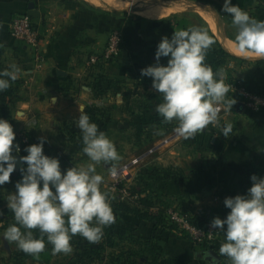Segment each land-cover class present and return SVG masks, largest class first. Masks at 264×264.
<instances>
[{"label": "crops", "instance_id": "crops-1", "mask_svg": "<svg viewBox=\"0 0 264 264\" xmlns=\"http://www.w3.org/2000/svg\"><path fill=\"white\" fill-rule=\"evenodd\" d=\"M232 4L264 20V0H232ZM222 5L223 0H0V70L12 64L22 70L10 88L0 93V118L9 121L16 137L29 133L36 139L45 137L47 143L49 135L57 137L66 122L75 123L79 105L84 111L93 105L109 107L115 100L128 105L127 96L132 93L136 101L146 103L149 124L156 125V131L162 118L155 108L162 97L152 90L151 78L141 76V69L156 62L162 37L171 38L175 31L193 26L206 30L215 40L207 64L219 46L243 62L246 81L254 80L264 90V75L255 67L264 58H245L236 50L237 29L231 15L221 10ZM30 11L35 12L32 19L40 34L37 52L10 35L13 18ZM113 31L122 35L121 51L114 63L101 65L97 72L118 82L120 90L95 97L90 88L94 71L88 70L86 62L91 55L103 53ZM167 59L160 62L166 65ZM232 88L229 93L234 92ZM226 123L233 125L227 138L222 135ZM163 124L168 126L164 133L159 130L152 137L163 140L148 153L153 184L146 189L160 194L181 212L189 205V213L201 219L225 218L230 209L224 206V199L241 195L245 172L258 163L264 149V113L247 112L236 100L231 112L221 111L217 126L209 125L208 130L187 140L176 133L177 122ZM186 141L200 145L198 168L190 171L178 147ZM198 169L201 171L194 175ZM156 170H169L176 178L160 180ZM148 225L151 233L160 237L159 247L169 258L186 259L194 253L188 240ZM218 239L217 252L223 233L219 232Z\"/></svg>", "mask_w": 264, "mask_h": 264}, {"label": "clouds", "instance_id": "clouds-1", "mask_svg": "<svg viewBox=\"0 0 264 264\" xmlns=\"http://www.w3.org/2000/svg\"><path fill=\"white\" fill-rule=\"evenodd\" d=\"M221 10L231 15L237 29L236 50L245 58H264V20L250 16L232 0H223ZM214 43L202 28L175 31L171 38L162 37L155 52L156 62L141 69V76L150 77L152 90L162 97L155 108L162 123L177 122L175 131L185 140L205 132L209 125L217 126L221 111L231 112L236 102L227 98L232 86L224 82L223 72L214 71L205 62ZM161 58H168L166 65ZM21 71L15 64L0 70V93L10 88ZM79 111L74 122L82 134L87 164L62 170L59 158L44 154L45 137L27 146V155L19 156L26 167L20 168L22 178L7 200L15 223L7 227L3 239L36 258L45 251L46 243L52 245L53 255L72 253L71 241L77 235L97 244L104 228L116 222L111 204L114 197L103 190L105 178L97 172V166L111 164L109 172L115 177L118 169L113 162L121 157L115 143L91 122L83 105H79ZM232 132L231 123L222 127L225 138ZM15 139L13 126L0 118V186L10 182L17 168L13 152L19 153L20 147L14 144ZM250 180L252 186L246 194L224 199V206L230 209L226 217L211 221V228L223 233L224 241L218 255L205 254L209 264H220L219 257H226L230 264H264V177L253 174Z\"/></svg>", "mask_w": 264, "mask_h": 264}, {"label": "rangeland", "instance_id": "rangeland-1", "mask_svg": "<svg viewBox=\"0 0 264 264\" xmlns=\"http://www.w3.org/2000/svg\"><path fill=\"white\" fill-rule=\"evenodd\" d=\"M230 63L232 64V68L228 67ZM243 65V63L231 61L227 66H224L221 71L224 74L225 81L228 79L236 82L240 81L243 84L246 83L247 75L244 73V69L246 68H244L245 66ZM132 95L134 94L131 93L127 96V102L130 100L128 105H123L121 102H118L117 104V100H115L113 103L116 104L111 105V103H108V105L110 104L109 107H97L95 105L91 107V109H94V111H91V122L96 123L100 131H103L108 138L115 143L117 151L121 157L118 162H113L118 169V173L125 167H128L129 172L126 180L116 179V177L111 176L109 172L111 164L97 166V172L105 178L103 190L108 191L110 195L114 197V199L111 200V204L116 217V222L114 224L104 228L102 240L97 244H90L88 241L83 239L84 243L79 248H76V246L72 244L73 251L70 254L53 255L52 245H48L47 249L42 252L38 258L25 254L18 249L15 243L4 240V231L10 224L15 223L12 212L7 208V200L8 197L16 191V182L22 178L20 171H14L10 177V182L0 186V211H3L4 213L3 216H0V264H119L117 262L125 260L122 254L125 256V253L130 250H134L139 253L143 249L142 245H134V243L128 239L129 236H133L135 238H153L154 240L153 250L141 253V257H137V262L135 264H148V261L146 260L150 259L155 252H158L162 257L169 258L162 253L161 248L159 247L160 237L151 233L148 225L149 223L147 224L146 222H140L135 218L128 217L118 212L115 207L118 200L120 201L123 199V196H126V194H123L122 196L123 191L120 192L117 190L118 184L122 183L128 188L135 187L137 183H140V181L144 183L145 187H149L153 184L151 165L152 156L148 155V153L152 150L155 143L163 140V138H161L162 140L152 139L155 133L152 126L149 124L148 119L150 116L145 114L144 106L146 103L143 101H136ZM227 98L231 99L230 96H227ZM245 110L250 112L247 109ZM158 126V131L161 130V132L164 133V125L160 124ZM58 134L59 135L54 138L52 134L49 135L48 142H45L44 144V154L49 157L59 158L62 170L73 166L87 164L88 158L82 151V134L75 126V123L70 121L66 122ZM37 142L39 143V139ZM178 147H181V152L184 155L183 164L186 169L189 171L192 169L194 170V168L197 169L199 164L198 151L200 145H197L196 142H187L184 146L179 145ZM15 155H17V157L20 156L19 153H15ZM135 160H139V163L133 164ZM24 167H26V165H24ZM173 206H175V204H173ZM187 206V210L185 211L186 213L177 210L176 207H173L175 209L170 210L180 213L188 220V216H193V213H189L188 208H190V206ZM195 206L196 205L194 204L192 209L195 208ZM212 220L213 219L209 218L203 219L200 222L206 223L203 226L205 227L208 224H211ZM107 228L108 231H106ZM216 231L215 238L213 240L202 238L199 243L194 236L185 234L178 228L173 234L188 240L190 244L195 247L193 251L194 253H191L186 259H178L180 261L182 260L181 264H209V260L205 258L204 253L207 251L206 248L209 247H213L214 252L218 253L217 246L219 232ZM37 232L38 231L34 230V233ZM112 234L124 236L126 237V240L119 241L118 237H112ZM107 236L108 238H113L112 240H114L119 246L116 245L113 249L109 248L107 243L109 240L107 239ZM84 247L95 249L105 247L106 249L100 254L99 258L93 260L92 262L79 263L77 254H79ZM221 258L222 261L220 264H225L224 260L226 257ZM117 259L120 261H117Z\"/></svg>", "mask_w": 264, "mask_h": 264}, {"label": "trees", "instance_id": "trees-1", "mask_svg": "<svg viewBox=\"0 0 264 264\" xmlns=\"http://www.w3.org/2000/svg\"><path fill=\"white\" fill-rule=\"evenodd\" d=\"M214 55L213 61L210 63V66L213 68L214 71L217 70H222L224 66H227L229 62H240L243 63L242 61H239L230 55H228L222 48L218 46L216 50L212 52ZM101 65H97L95 67L94 72H92L91 77L92 80L90 82V88L94 94L95 97H103L107 95L109 91H119V83L114 81V80H109L108 78L104 77L103 75L100 74V72H97L98 69L100 68ZM255 67L258 73H262L264 75V61H259L255 63ZM93 71V70H92ZM227 85H230L234 88H243L245 91L252 95L256 96H264V90L262 86L251 79H248L246 83H241L228 80L226 81ZM227 96H230L233 98L235 101L238 100L239 95L236 92H231L228 93ZM239 102V101H238ZM240 103V102H239ZM140 109V108H139ZM145 109V108H144ZM91 111H94V109L88 108L85 113L91 117ZM264 113V112H263ZM145 114L149 115V111L145 109ZM143 115V114H142ZM164 125L162 122L160 123ZM154 130V133H156L154 124H150ZM168 126L164 125V128ZM167 129V128H166ZM169 129V128H168ZM28 140V143H24V139ZM38 139L33 137L31 134H24L22 136L16 137L14 144H18L20 147V152L19 155H27V152L24 151V149L32 144H36ZM225 142V140H222V143ZM15 151L13 154L15 155ZM201 171L200 169L194 171V175L199 173ZM157 175L160 180H165V181H170L174 180L176 178V174L172 173L169 170L166 171H159L156 170ZM255 174L260 177H264V149L262 151V154L260 158L258 159L257 164H253L248 170L245 172V186L242 188L241 195L246 194L248 188L252 186L250 177ZM142 180V179H141ZM117 190L122 192L123 194L126 193V196H123L122 200H118L117 204L115 205L116 210L128 217L135 218L139 220L140 222H146L150 223L153 225L155 229H158L163 232H168L170 234H173L176 232L178 229L175 224H172V222L168 219L167 216V211L169 209H175L173 208V204L165 201L160 194H157L154 191L147 190L146 187L144 186V183L140 181V183L135 186V187H125L122 183L118 184ZM186 213V212H184ZM188 220L190 223H192L195 226L202 227L204 226V222H200L203 219H201L198 216L195 215H190L188 216ZM208 223V222H207ZM108 231V228L106 229ZM35 236L38 238L39 233H34ZM118 237L119 241L126 240V237L124 236H117L116 234H112V237ZM109 240L108 246L109 248L113 249L117 246H119L113 238H108ZM128 239L131 240L134 245L136 246L142 245V251L141 252H136L134 250H130L125 253V256L122 254V256L125 258L122 262H117L119 264H135L137 262V257H141V253H146L147 251H152L153 250V245H154V240L153 238H145V237H139L135 238L133 236H129ZM84 243L83 238L80 237L79 235L74 236L71 244L75 245L76 248H79L82 246ZM48 245L46 243V248L47 249ZM205 247V246H204ZM105 247H99V248H90V247H84L79 254H77L78 261L79 263L81 262H92L93 260L97 259L100 257V254L105 250ZM206 253H210L214 251V248L209 247L206 248ZM33 257V256H32ZM148 257V256H146ZM35 258V257H34ZM221 258V257H220ZM117 261H120L117 259ZM148 261V264H181L182 260L174 259V258H165L162 257L158 252H155L154 255L146 260ZM222 261V258L220 259V263ZM225 264H230V261L225 258L224 260Z\"/></svg>", "mask_w": 264, "mask_h": 264}, {"label": "built area", "instance_id": "built-area-1", "mask_svg": "<svg viewBox=\"0 0 264 264\" xmlns=\"http://www.w3.org/2000/svg\"><path fill=\"white\" fill-rule=\"evenodd\" d=\"M10 35L17 41L24 43L26 46L33 49L35 52L40 48V34L39 30L34 26L33 19L27 14L17 15L10 23ZM122 47V35L119 31H113L106 43L102 54L91 55L87 62L86 67L88 70H95L97 65H104L114 63L118 57ZM234 92L238 93V101L240 104L250 112L263 113L264 112V96H256L248 93L243 88H232ZM24 143H28L26 138ZM135 160L133 164H137ZM129 175L128 167H125L121 172L117 174L116 179H127ZM126 194V193H125ZM168 219L175 224L181 232L194 236L200 243L202 238L213 240L215 238L216 229L211 228V224L205 227H198L190 223L180 213L168 210ZM209 232H212L211 234Z\"/></svg>", "mask_w": 264, "mask_h": 264}, {"label": "water", "instance_id": "water-1", "mask_svg": "<svg viewBox=\"0 0 264 264\" xmlns=\"http://www.w3.org/2000/svg\"><path fill=\"white\" fill-rule=\"evenodd\" d=\"M27 15L28 16H30L31 18H34V16H35V12H33V11H30V12H28L27 13ZM21 167H24V164H22L20 161H19V156L17 157V168H16V172H19L20 171V168ZM210 253H212L213 255H218V253H216V252H210ZM205 258L208 260V258L205 256ZM220 257H219V261H220Z\"/></svg>", "mask_w": 264, "mask_h": 264}]
</instances>
